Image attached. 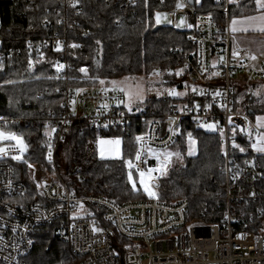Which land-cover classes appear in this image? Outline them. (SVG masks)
Masks as SVG:
<instances>
[{
	"label": "built area",
	"instance_id": "built-area-1",
	"mask_svg": "<svg viewBox=\"0 0 264 264\" xmlns=\"http://www.w3.org/2000/svg\"><path fill=\"white\" fill-rule=\"evenodd\" d=\"M153 1L173 5L172 9L166 10L170 20L168 27L184 33L195 47L191 52L178 50L179 67L155 71L159 76H167L183 69L184 76H189L194 86L188 93L194 103L171 107L163 115L160 113L162 118L149 122L146 130L137 136L141 137L139 141L136 137L131 169L127 162L128 176L131 172L135 187H139L147 199L126 203L95 197L78 199L63 179L59 150L70 140L74 125L83 123L87 128L99 131V138L133 127L135 121L126 114L125 95L119 89L102 85L63 90L60 111H51L47 116L45 141L41 146L45 152V165H32L27 171L35 189V196L29 200L25 198V184L17 181V166L25 162L29 147L21 132L11 128L26 123L0 115V131L15 133L27 146L21 153L14 141L0 142V147L5 149L0 153V264H23L24 257L35 248V234L46 225H53L55 236L69 246L73 264H264V221L255 231L247 230L252 223L249 216L264 217V166L254 158L242 157L245 152L240 151L238 137L251 138L257 131L249 113L235 109L237 82L243 81L247 89H252L254 80L264 79V63L258 64L251 57H234L231 51L230 8L242 0H216L224 6L226 25L223 35H219L211 16L198 11L200 3L197 0L194 5L189 0ZM179 1L183 4L177 7ZM68 2L78 18L82 13L81 1ZM121 2L122 8H127L136 5L138 0ZM73 25L79 26L78 19L65 16L60 20V30L53 36L27 38L25 51L28 61L32 62L31 68L47 51L66 55L72 49H81V43L71 41L72 33H61ZM79 34L86 38L90 30H81ZM22 53L21 47H10L0 37V64L4 65L5 61ZM58 64L63 65L59 71ZM83 68L87 70V67ZM53 70L64 79L67 64L58 61ZM37 98L43 99V94ZM163 98L167 96L152 97L155 100ZM147 112V107H140L129 113L144 116ZM207 124H214L215 130L202 126ZM184 128L203 130L220 137L222 163L219 172L225 180L226 207L219 224L189 219L188 202L170 204L159 199V180L172 160V155L165 159L163 154H173ZM150 150L161 154L159 161ZM138 152L140 160L136 159ZM14 156L21 158L13 159ZM148 169H155V172L149 176ZM69 171L74 181L82 180L79 168L72 166ZM139 171L146 173L144 180L149 191H145L140 183ZM85 202L92 209L86 208ZM253 203L258 206L251 211L249 205ZM243 204L247 209L239 210L238 206Z\"/></svg>",
	"mask_w": 264,
	"mask_h": 264
},
{
	"label": "trees",
	"instance_id": "trees-1",
	"mask_svg": "<svg viewBox=\"0 0 264 264\" xmlns=\"http://www.w3.org/2000/svg\"><path fill=\"white\" fill-rule=\"evenodd\" d=\"M68 1L0 0V37L7 41L8 46L23 49L21 55L4 62V70L0 68V115L29 123L11 128L24 136L29 147L26 159L34 165H45V153L41 148L46 132L43 124L49 112L60 111L65 88H93L102 86L101 81L104 83L125 77L149 76L157 68L166 70L178 65V50L191 52L195 49L184 33L156 24L155 12L170 10L172 4L138 0L136 5L122 8V0H80L82 13L77 18ZM47 9L50 10L49 14L46 13ZM223 10L224 6L216 0H202L198 6L200 13H206L214 19L219 35L225 33L226 16ZM262 11L256 9L255 0H242L231 6L229 19L247 17ZM65 16L79 21V26L73 25L74 33L69 34L72 33V42L82 44L81 49H72L66 55L47 51L42 60L29 68L25 51L27 38L53 36L60 30V20ZM87 29L90 34L84 38L79 33ZM58 61L67 64L64 79L59 78L53 70ZM83 67L88 69L85 74L80 71ZM173 79L174 76L168 79L165 77L160 85L173 84ZM39 94H43V99L37 98ZM263 100L264 83L261 96H255L253 90L238 91L235 109L252 112L249 114L251 118L264 115ZM193 103L190 94L182 98L169 96L161 100L146 99L144 107L148 108V112L132 119L135 122L131 129L102 135L123 140L122 158L116 160L99 158L94 146L99 139V131L85 129L80 133L81 125L74 126L70 140L60 148L58 155L64 167L63 177L73 194L99 196L125 203L146 200L147 197L141 192L131 188L128 180L126 161L135 156V137L146 130L149 122L157 117L162 118L171 107ZM153 110L155 115H152ZM189 133L198 145V153L192 157L187 155L185 144ZM238 142L245 152L243 158H254L264 166V153H257L252 148L253 137H238ZM175 147L182 149L183 158L180 164L172 166L159 180V199L170 204L188 202L189 219L206 223L220 222L226 207L225 180L219 172L222 163L220 137L203 130L184 128ZM72 166L79 168L82 180H73L69 171ZM17 168V180L25 184V198L29 200L35 196V189L27 176L28 168L24 164ZM257 206V203L250 204L249 209L252 211ZM238 208L247 209L244 204ZM248 219L252 220L247 228L249 231H255L264 221V217L258 218L255 215ZM35 238L37 245L24 257L23 264L74 263L71 249L55 236L53 225L44 226L35 234Z\"/></svg>",
	"mask_w": 264,
	"mask_h": 264
},
{
	"label": "rangeland",
	"instance_id": "rangeland-1",
	"mask_svg": "<svg viewBox=\"0 0 264 264\" xmlns=\"http://www.w3.org/2000/svg\"><path fill=\"white\" fill-rule=\"evenodd\" d=\"M197 2L201 3L202 0H197ZM182 4H183L182 1H179L177 3V5H182ZM157 13L161 14V23H159V24L156 23V24L158 26L168 27L170 20L166 15V11H163V10L162 11H156L155 16H154L155 22H156V14ZM175 67H179V65H176ZM87 70H86V72H87ZM163 71H165V70H163ZM86 72H82V73L85 74ZM177 73H179V74H177ZM172 74H174V75L165 76V74H163L162 76H159L158 72L154 71L149 76L142 75V76H137V77H125V78H122L119 80H114L111 82H104L102 84L104 86H109V87H113V88H117V89H123L124 91H122V92L124 93V95H125V93H132L133 95L131 98V102H129V97L127 95H125V100H124V106H125L126 111H132V110H137L140 107H144L145 100L151 99L154 95L182 98L185 95H187L188 93H191L193 91V89H194L193 83H191V81L189 80V76H184V70L183 69L176 70V72H172ZM169 76H174V79L172 80L173 84L170 83L171 84L170 85L168 83V86H167V84H166V86L160 85V81L164 80L165 77H166V79H168ZM261 80H262V81H260L261 83H259V85H257L258 87L253 89V91H254L253 93L255 94V96H261L262 95V84L264 83V81H263V79H261ZM169 81H171V79H169ZM113 82H115V84H113ZM255 82H256V80H254L253 86H254ZM238 90L242 91V92L244 91L241 82L238 85ZM171 92H175L176 94L172 95V94H170ZM263 102H264V100H263ZM257 116L258 115H255L254 118L255 117L257 118ZM254 118H252V119L254 120ZM254 126L256 127L255 124H254ZM100 139L101 138H99L98 140L100 141ZM193 139L195 140V144L192 145V148L194 150V154H192V155H189V148H190L189 138L185 139V144H186L187 149H188L187 155L191 156V157L196 156V154L198 153L197 140L195 138H193ZM256 139L257 138L255 136L253 138V144L256 143ZM94 146L97 147V143ZM101 146H102V143L99 142V151L101 150ZM115 146H116V144H115ZM110 148H112V147H110ZM254 151L257 153H264V152H259L256 150H254ZM172 152H173V155L171 157V159H172L171 163H170L168 169L164 172L162 177L165 176V174L171 169L172 166L181 163V160L183 158L182 149L180 147H175L172 150ZM176 154H179V155H176ZM128 161H130V160H127L126 163ZM153 172H155V171H153ZM135 181H138V177H135ZM130 185H131V188L135 192H141L145 197H147V195L145 193H143L139 187L134 188L133 185L131 184V182H130ZM136 190H138V191H136ZM97 197H99V196H97Z\"/></svg>",
	"mask_w": 264,
	"mask_h": 264
},
{
	"label": "crops",
	"instance_id": "crops-1",
	"mask_svg": "<svg viewBox=\"0 0 264 264\" xmlns=\"http://www.w3.org/2000/svg\"><path fill=\"white\" fill-rule=\"evenodd\" d=\"M261 14H264V10L260 13H257L255 15L247 16V17H258ZM247 17H241V18H234L237 21V31H232V20H230L229 24V32L231 36V51L232 53L235 51L237 53V56H244V57H255V60L258 64L264 63V31L259 30V27H256L257 25H260L262 22L259 20L255 21H249L246 18ZM247 28V31L239 30ZM258 80L254 83V86L252 89H247L245 85L243 84V81H238L236 84V93L238 90V85L241 82L243 90L247 92V90H253L254 88L258 87L259 83H261ZM254 92V91H253ZM236 97V96H235ZM242 111V110H240ZM250 114V113H249ZM257 118H261L260 123L264 125V115H258ZM255 117L253 124L256 125V138L258 139L259 134L264 133V126L258 127V120ZM254 136V137H255ZM253 137V138H254ZM256 139V143H257ZM119 140V144L109 143ZM99 141V140H98ZM97 141V152L98 156L102 160H116L122 158V146H123V140L121 138H113V137H102L99 142L104 141L101 146V150L99 151V142ZM112 147V148H110ZM254 150V149H253Z\"/></svg>",
	"mask_w": 264,
	"mask_h": 264
},
{
	"label": "snow or ice",
	"instance_id": "snow-or-ice-1",
	"mask_svg": "<svg viewBox=\"0 0 264 264\" xmlns=\"http://www.w3.org/2000/svg\"><path fill=\"white\" fill-rule=\"evenodd\" d=\"M75 6V5H73ZM181 5H177V7H180ZM255 6H256V9L259 11V10H264V0H255ZM247 20L249 21H255V20H259L261 21L262 23L260 25H257L256 27H259V30L261 31H264V14H261L260 16L258 17H247L246 18ZM156 23L159 24L161 23V14L160 13H157L156 14ZM237 21L234 19L232 21V31L235 32L237 31ZM180 25H177V27H179ZM239 30H244V31H247L248 29L247 28H243V29H239ZM97 43L99 44L100 42L97 41ZM72 47H76V45H72ZM237 55V53L234 51L233 52V56L235 57ZM253 59H255V57H252ZM3 65L0 64V68H2ZM32 67V62L29 61V68ZM56 68H57V71H59L60 69L63 68V65H56ZM81 72H86V69L84 68H81L80 69ZM179 74V73H177ZM6 83H14V81H6ZM101 83H103V81H101ZM113 84H115V82H113ZM120 91H124L123 89H119ZM77 91H80V90H77ZM170 94L172 95H175L176 93L175 92H171ZM218 94V93H217ZM125 95H127L129 97V102H131V98H132V93H125ZM258 120V127L260 126H264L260 123L261 121V118H257ZM203 127H206L207 129L209 130H215V125L214 124H207V125H202ZM250 135V133H249ZM188 138H189V143H190V148H189V155H192L194 154V150L192 148V145L195 144V140L192 138L191 136V133L188 134ZM141 139V137H137V140L139 141ZM5 140H9V141H14L15 142V145L18 146L19 148V151L21 153H23L25 150H26V145L24 144L23 142V139L19 136H17L15 133H5L4 131H0V142H3ZM101 143H104V141H101ZM109 143H115V144H119V140H116V141H113V142H109ZM234 147H239V145H236V144H233ZM252 148L256 151H259V152H264V133L262 134H259L258 136V139H257V143H254L252 144ZM240 151L243 152L244 149L243 148H240ZM5 152V149L3 147H0V153H4ZM150 152H152L153 155L156 156L157 160L159 161L160 160V155L161 154H157L155 153L154 151L150 150ZM165 156V159H168L171 155V153H164L163 154ZM176 155H179V154H176ZM21 156H14L13 159H20ZM136 159L137 160H140V153L138 152L137 155H136ZM29 167H31V165H29ZM128 167L129 169H131L133 167V164L131 161L128 162ZM155 171V169H148V172H147V175H151V173ZM146 173L144 171H139V176H140V183L144 185V188H145V191H149L148 189V185L145 183V180H144V177H145ZM129 181L130 182H133L132 181V174L131 172H129V177H128ZM133 187L135 188V183L133 182ZM149 195H154V193H151L149 192Z\"/></svg>",
	"mask_w": 264,
	"mask_h": 264
},
{
	"label": "bare ground",
	"instance_id": "bare-ground-1",
	"mask_svg": "<svg viewBox=\"0 0 264 264\" xmlns=\"http://www.w3.org/2000/svg\"><path fill=\"white\" fill-rule=\"evenodd\" d=\"M74 31V27H68V30H66V31H62L61 33L63 34V35H68L69 34V32H73ZM125 112H126V114L128 115V117H129V119L132 121V119H134L135 117H137V116H132L129 112L130 111H126L125 110ZM144 121V120H143ZM46 123H47V121L43 124V127L45 128V125H46ZM26 125H29V123H27ZM77 125H81V127H80V133H83L84 132V130L85 129H89V128H87L86 127V125L85 124H83V123H80V124H76V125H74V126H77ZM127 128V127H126ZM126 128L125 129H122V130H126ZM45 130H46V128H45ZM92 130H94V129H92ZM143 133V132H142ZM139 134H141V133H139ZM138 134V135H139ZM137 135V136H138ZM136 136V137H137ZM136 137H135V140H136ZM42 148V147H41ZM45 153V152H44ZM24 160H25V162L23 163L24 165H26L27 166V168H28V170L30 169V167H29V165H34V164H31L30 162H28L27 161V159H26V156L24 157ZM163 171H165V170H163ZM63 179L65 180V182L67 183V185H68V182L66 181V179L63 177ZM18 181V180H17ZM19 182V181H18ZM21 183V182H20ZM68 187H69V185H68ZM69 189L71 190V188L69 187ZM72 192V191H71ZM72 194H73V192H72ZM73 196L75 197V198H78V199H82V198H89V197H95V198H102V197H97V196H76V195H74L73 194ZM85 204L87 205V206H85V205H83V206H85L86 208H89V209H92V206L91 205H89V204H87L86 202H85ZM224 214H225V209L223 210V214H222V219H221V221L220 222H218V223H216V224H219V223H221L222 222V220H223V216H224ZM58 221V220H57ZM199 221V220H198ZM201 222H203V221H201ZM204 223H206V222H204ZM254 231V230H253ZM253 231H251V232H253ZM64 243V242H63ZM36 245H37V242H36ZM35 245V246H36Z\"/></svg>",
	"mask_w": 264,
	"mask_h": 264
},
{
	"label": "water",
	"instance_id": "water-1",
	"mask_svg": "<svg viewBox=\"0 0 264 264\" xmlns=\"http://www.w3.org/2000/svg\"><path fill=\"white\" fill-rule=\"evenodd\" d=\"M189 3L191 4V5H194V0H189ZM250 113V115L252 114V112H249Z\"/></svg>",
	"mask_w": 264,
	"mask_h": 264
}]
</instances>
